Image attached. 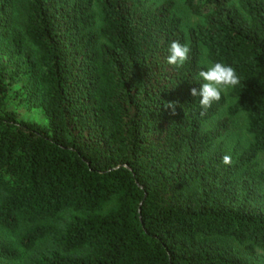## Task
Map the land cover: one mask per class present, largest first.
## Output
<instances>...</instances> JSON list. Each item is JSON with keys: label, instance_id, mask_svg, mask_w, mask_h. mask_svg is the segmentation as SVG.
<instances>
[{"label": "trees", "instance_id": "16d2710c", "mask_svg": "<svg viewBox=\"0 0 264 264\" xmlns=\"http://www.w3.org/2000/svg\"><path fill=\"white\" fill-rule=\"evenodd\" d=\"M178 1L0 0V264H264V0Z\"/></svg>", "mask_w": 264, "mask_h": 264}, {"label": "rangeland", "instance_id": "374dc122", "mask_svg": "<svg viewBox=\"0 0 264 264\" xmlns=\"http://www.w3.org/2000/svg\"><path fill=\"white\" fill-rule=\"evenodd\" d=\"M154 3H162L167 0H152ZM176 2V12L183 19L185 29H189L191 27H195L200 23V19L191 15L179 2L178 0H174ZM202 64L207 68L208 74L205 77V87L204 91L208 93H214L217 91L222 92L227 97V105H230L232 100L230 98V90L227 87L221 86L218 81L220 78V74L216 71V69L210 64V62L206 58V53L204 52V56L202 59ZM227 107H225L220 115L214 120L213 123L217 122L220 119L226 117ZM39 116L38 110H33L31 112V117ZM251 141V137L247 132V121L246 118L241 116L237 119L235 127L229 133V136L225 137L226 146L230 149L235 146H239V148H244ZM261 164L264 166V155L261 157Z\"/></svg>", "mask_w": 264, "mask_h": 264}]
</instances>
